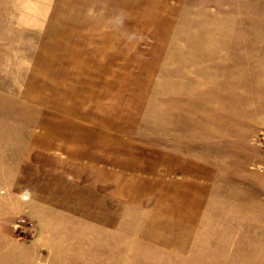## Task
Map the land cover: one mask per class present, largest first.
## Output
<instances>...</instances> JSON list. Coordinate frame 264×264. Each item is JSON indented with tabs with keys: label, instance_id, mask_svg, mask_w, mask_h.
<instances>
[{
	"label": "crops",
	"instance_id": "obj_1",
	"mask_svg": "<svg viewBox=\"0 0 264 264\" xmlns=\"http://www.w3.org/2000/svg\"><path fill=\"white\" fill-rule=\"evenodd\" d=\"M232 19L212 58L151 50L101 79L117 103L92 123L23 137L0 168V249L22 244L27 264H264V61Z\"/></svg>",
	"mask_w": 264,
	"mask_h": 264
},
{
	"label": "rangeland",
	"instance_id": "obj_2",
	"mask_svg": "<svg viewBox=\"0 0 264 264\" xmlns=\"http://www.w3.org/2000/svg\"><path fill=\"white\" fill-rule=\"evenodd\" d=\"M230 1L0 0V168L23 155L21 140L36 139L41 125L92 123L98 110L113 107L101 79L123 76L132 60L148 66L151 50L162 62L182 45L192 57L212 58L213 29L230 24V14L239 34L252 31L255 64L264 61V0ZM244 39L237 36L238 49ZM258 141L264 148V132ZM11 230L20 242L36 235L20 214ZM14 248L0 249V264H27L30 250Z\"/></svg>",
	"mask_w": 264,
	"mask_h": 264
},
{
	"label": "clouds",
	"instance_id": "obj_3",
	"mask_svg": "<svg viewBox=\"0 0 264 264\" xmlns=\"http://www.w3.org/2000/svg\"><path fill=\"white\" fill-rule=\"evenodd\" d=\"M123 18H124L123 15H121V20H123ZM16 227H19V225H17Z\"/></svg>",
	"mask_w": 264,
	"mask_h": 264
}]
</instances>
